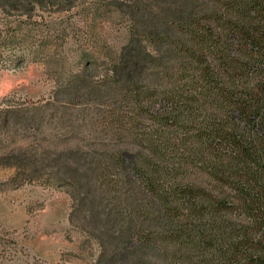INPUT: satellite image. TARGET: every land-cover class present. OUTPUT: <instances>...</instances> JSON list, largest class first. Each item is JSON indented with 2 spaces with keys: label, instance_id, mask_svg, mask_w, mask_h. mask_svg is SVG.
I'll return each instance as SVG.
<instances>
[{
  "label": "trees",
  "instance_id": "trees-1",
  "mask_svg": "<svg viewBox=\"0 0 264 264\" xmlns=\"http://www.w3.org/2000/svg\"><path fill=\"white\" fill-rule=\"evenodd\" d=\"M113 2L125 42L95 78L73 74L49 96L102 106L90 147H71L56 176L100 208L98 264H140L109 255L115 240L157 264H264V0ZM108 4L82 6L89 39ZM44 155L13 165L35 176Z\"/></svg>",
  "mask_w": 264,
  "mask_h": 264
},
{
  "label": "rangeland",
  "instance_id": "rangeland-1",
  "mask_svg": "<svg viewBox=\"0 0 264 264\" xmlns=\"http://www.w3.org/2000/svg\"><path fill=\"white\" fill-rule=\"evenodd\" d=\"M91 1L109 4L96 19V37L89 39L78 14ZM113 1L0 0V264H98L101 259V223L89 219L100 208L83 203V195L56 176L67 175L71 147H90L88 133L101 128L90 120L102 117V106L99 98L89 104L87 97L65 92L49 96L73 74L95 78L105 57L125 42V22ZM58 24L69 32L61 35ZM38 104L42 107L34 112ZM34 151L46 155L30 176L13 164ZM120 241L112 245L114 253L108 246L117 262L157 264L150 250L131 241L123 250Z\"/></svg>",
  "mask_w": 264,
  "mask_h": 264
}]
</instances>
